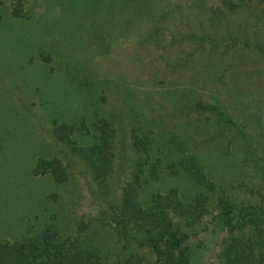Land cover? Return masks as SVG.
Instances as JSON below:
<instances>
[{"label":"rangeland","instance_id":"1","mask_svg":"<svg viewBox=\"0 0 264 264\" xmlns=\"http://www.w3.org/2000/svg\"><path fill=\"white\" fill-rule=\"evenodd\" d=\"M249 206L264 0H0L2 264H264Z\"/></svg>","mask_w":264,"mask_h":264},{"label":"trees","instance_id":"2","mask_svg":"<svg viewBox=\"0 0 264 264\" xmlns=\"http://www.w3.org/2000/svg\"><path fill=\"white\" fill-rule=\"evenodd\" d=\"M238 37L239 36L237 34H236V36H232V38L230 39V43L229 44L225 43V45L229 46V47L236 46L237 50H239L241 47H249L251 45H252L253 48L262 47V40H258V39H255V38L247 37V38H244V40L240 41ZM240 50H242V49H240ZM196 105H198V104L196 103ZM213 107L216 108L217 106H213ZM99 135L101 137H105V139L106 138H111V132H106L104 134V129L101 131V133ZM44 166H46V164H44L43 161L39 160L37 162V164L35 165V171L36 172L37 171L38 172L50 171L54 178L58 177L56 175L59 172H56L57 171L56 168H51L50 169V168H45ZM232 210H233V208L231 209L230 207L227 209L228 212H231ZM251 218L264 219V207H261V206H249V207H246V208H244V209L239 211V219L241 221H245V219H251ZM167 237L170 240L169 243H170L171 246L178 247V246H180L182 241L184 239H186L187 236L184 233H177L176 235L168 233ZM244 248H245V246L242 243L238 244L236 252L239 255H238L237 259L235 258V259H232V260H227L226 263L227 264H261L259 259L256 260V262H253L252 256L247 257L244 254V252H243ZM0 264H2L1 263V257H0Z\"/></svg>","mask_w":264,"mask_h":264}]
</instances>
